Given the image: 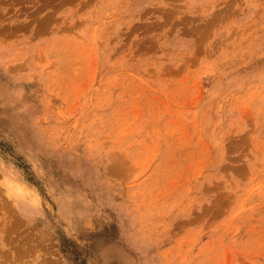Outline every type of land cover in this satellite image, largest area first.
Returning a JSON list of instances; mask_svg holds the SVG:
<instances>
[{
    "label": "rangeland",
    "instance_id": "374dc122",
    "mask_svg": "<svg viewBox=\"0 0 264 264\" xmlns=\"http://www.w3.org/2000/svg\"><path fill=\"white\" fill-rule=\"evenodd\" d=\"M0 264H264V0H0Z\"/></svg>",
    "mask_w": 264,
    "mask_h": 264
},
{
    "label": "bare ground",
    "instance_id": "6f19581e",
    "mask_svg": "<svg viewBox=\"0 0 264 264\" xmlns=\"http://www.w3.org/2000/svg\"><path fill=\"white\" fill-rule=\"evenodd\" d=\"M6 179H7V177H5ZM4 180V179H3ZM11 180H12V178H11ZM4 182H6L5 180H4ZM10 183V188L13 190L14 189V191H15V187H18L16 190L18 191L19 189L21 190L20 192L23 194V192L24 191H26L27 190V187L28 186H24V184L21 182V181H19V180H16V179H13L11 182H9ZM29 188V187H28ZM30 191H31V189H29ZM26 193V192H25ZM29 193V192H28ZM29 194H31V193H29ZM26 195H27V193H26ZM25 195V196H26ZM23 200V199H22ZM24 200H25V198H24ZM23 200V201H24ZM17 203H19V202H17Z\"/></svg>",
    "mask_w": 264,
    "mask_h": 264
}]
</instances>
